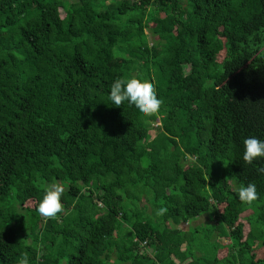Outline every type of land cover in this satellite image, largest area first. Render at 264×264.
<instances>
[{
  "label": "trees",
  "instance_id": "16d2710c",
  "mask_svg": "<svg viewBox=\"0 0 264 264\" xmlns=\"http://www.w3.org/2000/svg\"><path fill=\"white\" fill-rule=\"evenodd\" d=\"M131 77L154 85L156 115L108 100ZM251 136L264 140V0H0V264H264ZM53 182L63 210L45 218Z\"/></svg>",
  "mask_w": 264,
  "mask_h": 264
},
{
  "label": "clouds",
  "instance_id": "9594fccd",
  "mask_svg": "<svg viewBox=\"0 0 264 264\" xmlns=\"http://www.w3.org/2000/svg\"><path fill=\"white\" fill-rule=\"evenodd\" d=\"M108 100L115 107H121L127 104L134 107L141 117H152L156 115L163 103L157 98L154 85L148 81H142L136 77L120 79L117 78L110 85ZM264 159V140L255 136L244 140L243 160L247 164H253L254 161ZM264 172V168L259 169ZM64 188L61 184L53 182L45 189V193L36 207L38 214L45 218H54L63 210L61 196ZM236 194L240 202L250 204L257 199L256 185L248 183L241 185ZM166 210L161 209L158 215H162ZM18 264H29L27 254L19 260Z\"/></svg>",
  "mask_w": 264,
  "mask_h": 264
},
{
  "label": "rangeland",
  "instance_id": "374dc122",
  "mask_svg": "<svg viewBox=\"0 0 264 264\" xmlns=\"http://www.w3.org/2000/svg\"><path fill=\"white\" fill-rule=\"evenodd\" d=\"M146 36H147V41L149 45H152L155 42L154 36L152 35L151 31L149 30H145ZM223 58V54L221 53L218 57V61H221V59ZM159 125V123L157 122V124H154V127H157ZM149 135L151 138L154 137L155 132L153 131V129L150 130ZM29 207H31V203L27 204ZM222 206L220 207L221 210ZM249 214L250 212H245L244 214L241 215L240 217V222L243 224V234L244 237H247L248 231H249ZM208 218L207 216H203V217H199V219L193 223V226H197L200 224H203L205 222H207ZM193 221L190 222V224ZM221 247L220 250L218 251L217 257L218 258H222L224 256H226L227 254V246L230 245V242L228 239L226 238H218V240L216 241ZM261 248H255V252L259 255L261 252Z\"/></svg>",
  "mask_w": 264,
  "mask_h": 264
}]
</instances>
